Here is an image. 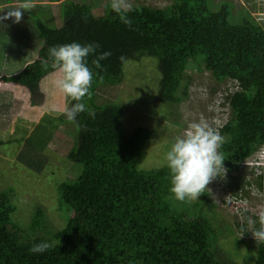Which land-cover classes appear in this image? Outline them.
Instances as JSON below:
<instances>
[{
    "label": "trees",
    "instance_id": "1",
    "mask_svg": "<svg viewBox=\"0 0 264 264\" xmlns=\"http://www.w3.org/2000/svg\"><path fill=\"white\" fill-rule=\"evenodd\" d=\"M48 1L58 2L64 22L59 26L38 18L31 22L43 41L40 47L38 41L34 45L25 42L28 29L13 34L26 47H38V57L26 66V79L39 81L55 71L48 58L53 45L96 42L97 53L110 51L112 55L101 61L100 68L92 64L95 54L87 58L93 79L90 95L82 102L96 116L93 119L85 111L72 122L77 133L67 158L81 166V173L59 187L60 209L68 211L65 225L52 229L44 207L37 205L28 225L22 226L14 217L18 206L13 189H0V264H237L229 251L218 255L222 251L217 241L225 228H231L221 229L217 204L209 192L204 190L196 201L177 200L170 191L167 165H142L153 129H118L115 118L122 116V106L115 102L99 105L95 98L98 91L123 81L128 60L145 56L159 60L161 102L180 104L188 96L192 64L211 72L220 83L236 82L237 89L228 95V120L216 128L225 138L219 149L224 165L233 171L264 147V23L246 8L235 11L233 0L215 5L211 0H174L164 8L132 5L127 13L131 26L111 4L105 13L96 15L90 4L79 0ZM42 124L27 137L19 156L38 172L45 160L39 149L49 140L47 130L39 131ZM246 168L263 190L264 173L257 174L254 166ZM233 177L239 178L234 181L237 193L243 187L242 173ZM245 228L246 224L240 226ZM45 240L53 247L43 254L29 251L34 243ZM255 264H264V242L257 244Z\"/></svg>",
    "mask_w": 264,
    "mask_h": 264
},
{
    "label": "rangeland",
    "instance_id": "2",
    "mask_svg": "<svg viewBox=\"0 0 264 264\" xmlns=\"http://www.w3.org/2000/svg\"><path fill=\"white\" fill-rule=\"evenodd\" d=\"M215 5L220 0H211ZM235 11L246 8L260 22L264 23V0H233ZM21 0H0V16L18 7ZM33 7L22 10L19 23L11 17L0 23V189H13V201L18 206L15 221L22 226L28 221L37 205L44 207L48 225L60 229L65 225L67 212L60 209V184L76 178L81 166L70 161L67 155L75 144L76 126L67 119H61L63 109L69 106L66 97L56 87L59 73L55 70L36 81L26 79L24 72L28 63L35 59V51L43 41L37 38L35 18L42 19L50 26L64 22L58 2L48 0H29ZM90 4L96 15L105 13L112 0H79ZM174 0H130L132 5H146L164 8ZM44 3H52L44 5ZM28 17V19L26 18ZM12 19V20H10ZM10 20V22H9ZM12 24V25H11ZM14 25V26H13ZM18 29H28L30 36L25 42L38 47L32 50L20 41ZM37 38V39H36ZM33 39V40H32ZM189 93L180 104L161 102L158 99L161 72L157 57L145 56L141 60L130 59L124 66V79L112 88L100 90L95 98L99 105L115 102L122 106V116L115 118L118 129L130 132L136 127L147 126L153 129L152 138L147 142V154L142 163L146 168L167 165L165 154L176 137L181 136L189 123L203 120L213 127V122L228 120L229 96L237 89L236 82L216 81L211 72L191 65L188 70ZM43 123L39 131L46 132L49 140L40 154L44 168L38 172L29 168L19 159L24 151L27 137L38 123ZM39 146V141H35ZM35 146V145H33ZM37 149V147H35ZM45 155V156H44ZM236 171V172H234ZM242 173L243 187L235 190L232 174ZM249 181L247 184L246 182ZM255 176H250L246 165L240 164L231 171L225 165L220 175L206 186L209 197L217 204V218L224 234L218 239L219 257L229 251L237 264H255L257 242L249 231L247 221L257 220L264 213V189L260 190ZM235 193V194H234ZM202 194L197 199L199 200ZM193 212V210L188 211ZM246 224L244 230L240 226ZM256 227V224L254 225ZM232 230V233H231ZM237 238L241 239L238 244ZM224 259V258H223Z\"/></svg>",
    "mask_w": 264,
    "mask_h": 264
},
{
    "label": "clouds",
    "instance_id": "3",
    "mask_svg": "<svg viewBox=\"0 0 264 264\" xmlns=\"http://www.w3.org/2000/svg\"><path fill=\"white\" fill-rule=\"evenodd\" d=\"M31 7L33 5L29 0H23L18 7L0 16V23L11 17L15 18V23H19L23 16L22 10ZM111 8L124 17L125 24L131 26V20L127 18V13L132 10L130 0H112ZM98 48L99 44L96 42L86 44L71 42L53 45L48 49L51 66L59 73L55 80L56 87L66 97L75 101L65 107L62 112L69 122L76 123L77 116L85 111L89 117L95 119V110L82 102V98L90 95L89 89L93 79V70L88 65L87 58L95 54L96 58L92 64L100 68L101 61L112 55L110 51L97 53ZM121 59L123 60V57ZM225 123L216 121L213 122L212 127L203 120L193 121L188 124L183 135L176 137L166 152L164 158L170 170V191L177 200L197 199L210 181L220 175L225 160L219 149L225 142V138L216 128H221ZM257 223L259 227H254ZM247 224L256 242H264V213L259 214L258 220L249 219ZM51 247L53 243L45 240L34 243L29 251L34 254H43Z\"/></svg>",
    "mask_w": 264,
    "mask_h": 264
},
{
    "label": "built area",
    "instance_id": "4",
    "mask_svg": "<svg viewBox=\"0 0 264 264\" xmlns=\"http://www.w3.org/2000/svg\"><path fill=\"white\" fill-rule=\"evenodd\" d=\"M243 164L244 166H254L257 174L261 171L264 173V147L260 148L251 159L246 160Z\"/></svg>",
    "mask_w": 264,
    "mask_h": 264
},
{
    "label": "crops",
    "instance_id": "5",
    "mask_svg": "<svg viewBox=\"0 0 264 264\" xmlns=\"http://www.w3.org/2000/svg\"><path fill=\"white\" fill-rule=\"evenodd\" d=\"M61 1H62V0H61ZM52 3H53V2H52ZM52 3H50V4H52ZM44 4H49V3H44ZM50 4H49V5H50ZM50 6H51V5H50ZM32 50H33V49H32ZM33 52H34V50H33ZM34 53H35V54H34V55H35V58H34V59H36V58L38 57V52L35 51ZM49 75H51V74H49Z\"/></svg>",
    "mask_w": 264,
    "mask_h": 264
}]
</instances>
